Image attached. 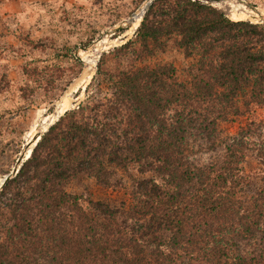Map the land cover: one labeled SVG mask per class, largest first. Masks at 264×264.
Listing matches in <instances>:
<instances>
[{
	"label": "trees",
	"instance_id": "obj_1",
	"mask_svg": "<svg viewBox=\"0 0 264 264\" xmlns=\"http://www.w3.org/2000/svg\"><path fill=\"white\" fill-rule=\"evenodd\" d=\"M136 37L145 53L173 40L190 79L133 51L122 71L98 68L4 186L0 264H30L29 250L34 264H264V119L220 130L264 108V24L155 0ZM193 132L219 161H191ZM83 175L124 198L80 207L64 187Z\"/></svg>",
	"mask_w": 264,
	"mask_h": 264
},
{
	"label": "rangeland",
	"instance_id": "obj_2",
	"mask_svg": "<svg viewBox=\"0 0 264 264\" xmlns=\"http://www.w3.org/2000/svg\"><path fill=\"white\" fill-rule=\"evenodd\" d=\"M154 1L0 0V186L25 143L35 132L47 128L65 90L72 85L73 91L64 98L58 116L84 101L85 89L98 68L112 73L122 71L134 63L130 54L133 51L140 57L138 65H171L178 81L190 79L195 59L186 57L173 40L164 39L163 45L141 52L136 31ZM201 3L234 22L264 24V0ZM231 5L242 7L225 8ZM124 46L126 50H122ZM250 110L234 123H222L220 130L235 134L239 123L264 119V108L253 106ZM200 137L193 132L188 138L191 161L196 166L219 161L221 150H208ZM64 190L80 198L78 205L83 208L97 201L117 206L123 196L119 190L104 189L86 175L69 181ZM6 199L0 197V201ZM9 225L0 221V237ZM17 252L22 249L18 247ZM35 258L29 250L25 260L34 264Z\"/></svg>",
	"mask_w": 264,
	"mask_h": 264
},
{
	"label": "water",
	"instance_id": "obj_3",
	"mask_svg": "<svg viewBox=\"0 0 264 264\" xmlns=\"http://www.w3.org/2000/svg\"><path fill=\"white\" fill-rule=\"evenodd\" d=\"M194 1H200V2H204L206 4L213 5V4L231 3V2L239 1V0H194ZM71 88H72V85H70V87L65 90V92L63 93V95L57 101V103H60L69 94V92L71 91ZM57 103H56V105H57ZM63 114H61L58 117V119H56V121H54L52 124H50V126L44 132L35 134L29 140L28 143H25L23 149L20 152L19 157L16 160V163H15L13 169L6 176L3 177V182H2V185L0 186V189H2L7 183H9V181H11L17 175V173L19 172L22 164L30 157V155L32 153V150L33 149H31V151H30V148L32 146L35 147L38 144V142L40 141L41 137L50 129V127H52L59 120L60 117L63 116ZM29 151H30V155L28 157H26V155H27V153Z\"/></svg>",
	"mask_w": 264,
	"mask_h": 264
},
{
	"label": "bare ground",
	"instance_id": "obj_4",
	"mask_svg": "<svg viewBox=\"0 0 264 264\" xmlns=\"http://www.w3.org/2000/svg\"><path fill=\"white\" fill-rule=\"evenodd\" d=\"M232 7H235V8H240V7H242V6H236V5H231V6H225V8L226 9H228V10H231V8ZM231 17V16H230ZM135 23V22H134ZM134 25V24H133ZM137 28V27H136ZM135 28L132 26V30H134ZM99 57V55L96 57V61H97V58ZM89 71V69H86V72H88ZM86 77V76H85ZM87 78V77H86ZM85 78V79H86ZM73 90H71L69 93H71ZM64 100V99H63ZM63 100L60 102V103H57V105L55 106V109L53 110V112L51 113L52 114V119L50 120V122H49V124H48V126H47V128L50 126V124H52L54 121H56V119H58V108L62 105V102H63ZM46 128V129H47ZM46 129H44L43 131H40V132H35L33 135H32V137L35 135V134H37V133H42V132H44ZM31 137V138H32ZM30 138V139H31ZM29 139V140H30ZM29 142V141H28ZM33 147V146H32ZM32 147L30 148V151H31V149H32ZM30 151L27 153V155H26V157H28L29 155H30ZM2 182H3V178H2ZM2 185V184H1Z\"/></svg>",
	"mask_w": 264,
	"mask_h": 264
}]
</instances>
